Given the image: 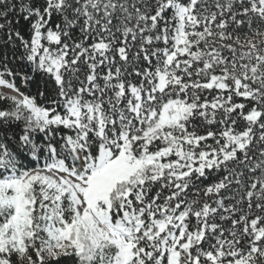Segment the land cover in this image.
Here are the masks:
<instances>
[{
	"label": "snow or ice",
	"instance_id": "1",
	"mask_svg": "<svg viewBox=\"0 0 264 264\" xmlns=\"http://www.w3.org/2000/svg\"><path fill=\"white\" fill-rule=\"evenodd\" d=\"M0 264H264V0H0Z\"/></svg>",
	"mask_w": 264,
	"mask_h": 264
},
{
	"label": "rangeland",
	"instance_id": "2",
	"mask_svg": "<svg viewBox=\"0 0 264 264\" xmlns=\"http://www.w3.org/2000/svg\"><path fill=\"white\" fill-rule=\"evenodd\" d=\"M0 91H6L5 89H0Z\"/></svg>",
	"mask_w": 264,
	"mask_h": 264
}]
</instances>
